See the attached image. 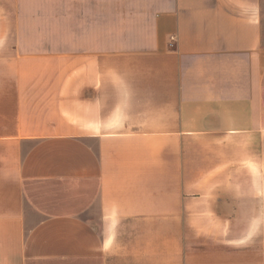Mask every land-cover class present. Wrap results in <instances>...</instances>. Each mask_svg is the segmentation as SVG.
<instances>
[{
  "label": "crops",
  "instance_id": "1",
  "mask_svg": "<svg viewBox=\"0 0 264 264\" xmlns=\"http://www.w3.org/2000/svg\"><path fill=\"white\" fill-rule=\"evenodd\" d=\"M263 7L0 0V264H264Z\"/></svg>",
  "mask_w": 264,
  "mask_h": 264
},
{
  "label": "rangeland",
  "instance_id": "2",
  "mask_svg": "<svg viewBox=\"0 0 264 264\" xmlns=\"http://www.w3.org/2000/svg\"><path fill=\"white\" fill-rule=\"evenodd\" d=\"M262 34H263V44H264V7L262 8Z\"/></svg>",
  "mask_w": 264,
  "mask_h": 264
},
{
  "label": "built area",
  "instance_id": "3",
  "mask_svg": "<svg viewBox=\"0 0 264 264\" xmlns=\"http://www.w3.org/2000/svg\"><path fill=\"white\" fill-rule=\"evenodd\" d=\"M176 40V37H174L173 35L170 36V45H173L174 41Z\"/></svg>",
  "mask_w": 264,
  "mask_h": 264
}]
</instances>
